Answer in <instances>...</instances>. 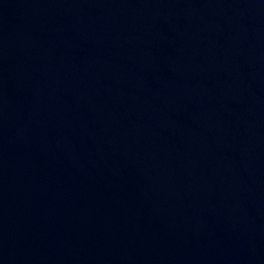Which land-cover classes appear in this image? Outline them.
Returning a JSON list of instances; mask_svg holds the SVG:
<instances>
[{"label":"water","instance_id":"1","mask_svg":"<svg viewBox=\"0 0 264 264\" xmlns=\"http://www.w3.org/2000/svg\"><path fill=\"white\" fill-rule=\"evenodd\" d=\"M0 264H264V0H0Z\"/></svg>","mask_w":264,"mask_h":264}]
</instances>
